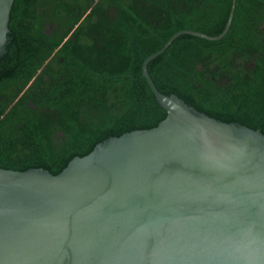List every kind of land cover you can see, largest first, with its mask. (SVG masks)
Listing matches in <instances>:
<instances>
[{
  "label": "water",
  "instance_id": "1",
  "mask_svg": "<svg viewBox=\"0 0 264 264\" xmlns=\"http://www.w3.org/2000/svg\"><path fill=\"white\" fill-rule=\"evenodd\" d=\"M14 0H0V57ZM155 127L107 137L56 175L0 168V264H264V135L153 86ZM260 54V53H259Z\"/></svg>",
  "mask_w": 264,
  "mask_h": 264
},
{
  "label": "trees",
  "instance_id": "2",
  "mask_svg": "<svg viewBox=\"0 0 264 264\" xmlns=\"http://www.w3.org/2000/svg\"><path fill=\"white\" fill-rule=\"evenodd\" d=\"M92 1H13L0 57L1 169L42 168L56 175L70 159L86 155L107 137L155 127L165 113L141 77L142 61L178 31L219 34L230 7V0H218V12L207 9L204 17L199 0H165L159 4L164 15L156 25L145 18L137 19L135 28L120 25L111 38L117 39H110L113 61L108 65L93 49L80 51L70 40L62 42L73 23L74 4L84 10ZM253 2V10L264 4ZM247 9L249 3L235 0L221 39L178 36L146 70L159 93L175 95L210 118L264 135L263 35L255 24H241ZM48 23L53 28L43 34ZM31 100L53 110L52 121L31 112L25 106ZM57 131L61 136L55 145L51 140Z\"/></svg>",
  "mask_w": 264,
  "mask_h": 264
},
{
  "label": "flooded vegetation",
  "instance_id": "3",
  "mask_svg": "<svg viewBox=\"0 0 264 264\" xmlns=\"http://www.w3.org/2000/svg\"><path fill=\"white\" fill-rule=\"evenodd\" d=\"M217 1L218 0H199V5L204 12V17L207 9L213 10V13L218 12V6L216 5ZM242 1L243 3L245 1L249 3L251 9L246 10V18L241 24L246 27L255 24L256 29L263 35L260 41L264 45V4L256 6V10H253V0ZM165 2V0H93L84 10H81L78 5L74 4L71 9V21L73 20V23L62 42L70 40L72 45H76L75 48L80 51H89L93 49L97 52V56L101 61L110 65L113 60L110 58L108 50L111 45L110 39L113 37V33H119L120 25L124 22L127 23L130 28H135V26H137L135 25L136 20L139 18H145V20L150 22L153 21L156 25L157 22L160 21L157 17L161 14L164 15V11L159 7V4L164 5ZM52 28L53 23L44 24V28L41 32L43 34H48ZM116 39L115 36L114 39L111 40L115 41ZM55 52L56 51L49 57H52ZM252 60L248 63L249 68L253 66ZM25 106L31 112H36L38 116L44 117L45 121H52L49 115L53 114V110L46 109L43 106H37L33 100L26 102ZM51 125L56 127L55 123H51ZM60 136L61 134L58 131L54 133L51 143L56 145Z\"/></svg>",
  "mask_w": 264,
  "mask_h": 264
}]
</instances>
